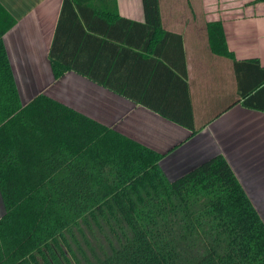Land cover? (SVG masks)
<instances>
[{
  "label": "trees",
  "instance_id": "obj_1",
  "mask_svg": "<svg viewBox=\"0 0 264 264\" xmlns=\"http://www.w3.org/2000/svg\"><path fill=\"white\" fill-rule=\"evenodd\" d=\"M142 6L140 24L121 18L116 0H63L54 78L76 68L58 50L75 47V34L93 37L90 17L140 26L151 41L176 37L182 50L181 35L163 29L159 0ZM14 23L0 5V264H264V221L223 155L170 181L162 155L128 136L45 94L23 106L2 39ZM206 33L238 82L253 77L241 104L264 112V67L236 61L221 21ZM188 107L187 120H172L194 130Z\"/></svg>",
  "mask_w": 264,
  "mask_h": 264
},
{
  "label": "crops",
  "instance_id": "obj_2",
  "mask_svg": "<svg viewBox=\"0 0 264 264\" xmlns=\"http://www.w3.org/2000/svg\"><path fill=\"white\" fill-rule=\"evenodd\" d=\"M62 3L0 0L15 19L2 39L22 105L45 94L128 136L162 155L170 181L221 154L264 221V112L241 104L240 89L253 77L244 82L239 74L238 82L232 61L211 51L206 33L208 22L221 21L236 61L264 67V1L159 0L163 29L181 35L182 50L176 37L151 41L140 26L90 17L93 37L75 34V47L58 50L90 77L72 69L56 79L49 52ZM116 3L121 18L144 23L142 0ZM188 104L194 130L172 120H187Z\"/></svg>",
  "mask_w": 264,
  "mask_h": 264
}]
</instances>
